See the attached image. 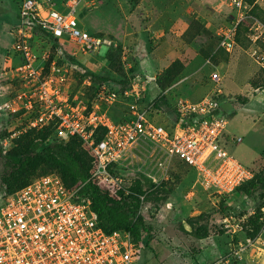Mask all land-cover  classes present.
<instances>
[{"label": "built area", "instance_id": "obj_1", "mask_svg": "<svg viewBox=\"0 0 264 264\" xmlns=\"http://www.w3.org/2000/svg\"><path fill=\"white\" fill-rule=\"evenodd\" d=\"M81 1L66 0L59 7L42 0L21 1L9 52L17 63L8 67L6 57L0 56V90L2 81L16 83L19 88L0 95V114L33 113V117L9 134L4 146L21 132H36L53 123L54 137L76 140L89 152V180L102 189H122L125 193V185L131 182L125 180L119 167L142 144H150L160 154L153 171L145 172L154 185L168 179L174 158L194 170L192 189L198 186L210 195L232 194L249 180L251 170L224 149L229 141L228 119L219 110V88L197 100L179 98L172 106L174 119L165 125L152 122L148 108L141 106L144 88L138 81L124 89L102 84L90 104L84 97L85 89L69 90L70 64L54 58L49 61L48 49L37 53L32 38L34 28L39 27L68 47L71 56L77 51L91 55L115 47L111 38L93 35L80 26ZM255 3L264 4V0H227L230 11L216 31L217 49L231 53L237 29L247 21V54L264 71V20L250 14ZM209 79L217 86L221 77L212 71ZM83 85L90 82L85 80ZM116 104L122 108L120 119L114 121L109 111ZM80 187L69 189L55 173H47L7 196L1 194L0 264H138L131 232L116 219L99 220L90 199L79 193ZM138 212L144 217L147 209L140 206ZM245 219L246 215L228 214L217 221L231 236L229 254L238 257L259 240L258 235H244ZM260 220L264 230V206Z\"/></svg>", "mask_w": 264, "mask_h": 264}, {"label": "rangeland", "instance_id": "obj_2", "mask_svg": "<svg viewBox=\"0 0 264 264\" xmlns=\"http://www.w3.org/2000/svg\"><path fill=\"white\" fill-rule=\"evenodd\" d=\"M21 1L0 0V56L6 57L3 61L8 67L17 63V58H10L9 52H12ZM42 1L59 7L66 0ZM255 4L264 13V4ZM78 10L81 27L114 40L113 65L102 59L105 48L91 55L77 51L71 56L68 47H50L44 37L32 38L37 53L48 49L58 62L70 64L69 90L86 89L83 84L85 80L91 82L90 75L107 81L123 80L127 86L138 81L144 88L141 106L148 108L154 118L152 122L165 125L171 120L170 108L179 98L197 100L219 88V110L228 119L229 141L224 145L225 151L244 166L258 173L264 171V73L247 54V21L242 26L245 33L240 34L231 53L217 49L216 31L230 11L227 0H101L96 3L82 0ZM212 71L221 77L217 86L209 79ZM18 88V84L2 81L0 95ZM120 105L110 110L118 113ZM27 117L28 114L23 113L0 114V132H16ZM8 137L0 139L1 154L11 147V142L4 146ZM132 155L119 167L125 180L132 184L141 175L153 188L157 187L145 172L153 171L160 154L150 144H142ZM1 167L0 160V171ZM47 173H55L51 159L33 160L18 177L15 187ZM162 182L168 195L164 205L156 210L142 204L147 209L144 226L148 231L140 229L138 264H264L262 228L257 234V244L238 257L229 254L231 236L217 223L228 214L237 217L239 213L249 214L257 193L250 196L239 190L220 197L198 186L192 189L191 172L175 158L168 170V179ZM125 188L127 194L130 189L126 185ZM104 190L114 198L120 192L125 193L122 189ZM224 206L230 210L222 213ZM200 213L209 216V230L204 238L194 237L188 225V219Z\"/></svg>", "mask_w": 264, "mask_h": 264}, {"label": "trees", "instance_id": "obj_3", "mask_svg": "<svg viewBox=\"0 0 264 264\" xmlns=\"http://www.w3.org/2000/svg\"><path fill=\"white\" fill-rule=\"evenodd\" d=\"M246 1L253 3L255 0ZM255 5L253 6L250 14L264 20V13L257 9ZM224 19L226 20V17ZM242 26L243 24L237 29L236 40H239V36L242 32L245 33V29ZM42 37L49 41L50 47L59 46L61 48V45L55 38L45 33L39 27H35L33 38L40 40ZM114 52L113 48L107 49L103 55V61L108 62L109 65H113L115 59L112 55H114ZM51 59H53V52L49 57V61ZM262 72L264 73V71ZM90 76L91 82L90 85L86 87L84 94L88 104H90L98 90V87L102 84H111L119 89H124L127 86L124 82H122L123 80L107 81L93 75ZM262 85H264V81ZM70 90L71 92H75L72 89ZM155 105H159L157 100ZM169 113L171 119H174L172 107L170 108ZM109 115L114 121L120 119L119 112L116 113L115 111L110 110ZM32 117L33 113L28 114L26 120L23 123L21 122L17 129H19ZM54 127V124L50 123L36 132H21L16 137L11 139L10 149H8V151L4 154L0 153V160L2 161L0 171V190L2 195L7 196L20 186L28 183L26 182L15 187L18 177L23 174L33 160L51 159L55 168V174L69 189L81 186L79 193L86 195L90 199L91 208L97 214L99 220L116 219L123 228L131 232L133 239L137 244V251L135 255L138 257L139 250H141L140 229L148 231V228L144 226V217L139 214L138 211L143 203L149 207L155 208L156 210L164 205L168 195L167 191L163 188V182L153 188V185L145 177L140 175L139 178L128 186V189L130 190L127 194L120 192L118 197H111L108 192L102 189L99 185L89 180V173L92 166V157L89 152L85 150L81 143L76 140L63 141L54 137ZM100 131L97 132L96 136L98 140L100 139L102 133V131ZM8 136V132H0V139H4ZM175 159L188 168L192 177L195 178L194 170L189 165L178 158ZM248 168L253 174L252 177L238 186L233 193H237L239 190H243L242 192L245 195L250 196L257 193L256 196H254L255 206H252L251 212L249 214H238V217L246 215V219L243 222L244 235L255 237L262 228L260 216L261 209L264 206V171L258 173L250 167ZM140 195L143 196V200L139 198ZM223 200L224 199L222 198L221 201ZM229 210L230 208L224 206L221 211L223 213V211L228 212ZM208 217V214L200 213L198 216L188 219L190 233L194 235V237L204 238L208 234ZM220 229L225 231L222 227H220Z\"/></svg>", "mask_w": 264, "mask_h": 264}, {"label": "crops", "instance_id": "obj_4", "mask_svg": "<svg viewBox=\"0 0 264 264\" xmlns=\"http://www.w3.org/2000/svg\"><path fill=\"white\" fill-rule=\"evenodd\" d=\"M258 254H259V253H258ZM258 254H257V255H258Z\"/></svg>", "mask_w": 264, "mask_h": 264}]
</instances>
